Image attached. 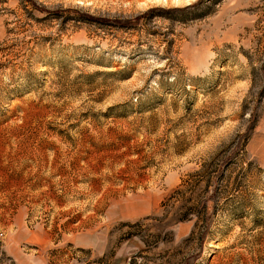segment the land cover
<instances>
[{"label":"rangeland","instance_id":"obj_1","mask_svg":"<svg viewBox=\"0 0 264 264\" xmlns=\"http://www.w3.org/2000/svg\"><path fill=\"white\" fill-rule=\"evenodd\" d=\"M142 200L116 264H264V0H0V264Z\"/></svg>","mask_w":264,"mask_h":264},{"label":"crops","instance_id":"obj_2","mask_svg":"<svg viewBox=\"0 0 264 264\" xmlns=\"http://www.w3.org/2000/svg\"><path fill=\"white\" fill-rule=\"evenodd\" d=\"M139 201L138 203H126L122 206H115L108 209L102 224L103 230L80 232L73 241L76 250L77 260L75 264H116L123 255H112L114 239L118 238L111 232L109 227L127 221L146 219L155 212V205ZM153 204V203H152ZM19 255V256H18ZM16 257L17 264H41L40 259H34L24 252ZM177 264H182L178 262Z\"/></svg>","mask_w":264,"mask_h":264},{"label":"trees","instance_id":"obj_3","mask_svg":"<svg viewBox=\"0 0 264 264\" xmlns=\"http://www.w3.org/2000/svg\"><path fill=\"white\" fill-rule=\"evenodd\" d=\"M139 18H140V16H137L134 20H131V21H129V20L127 22L118 21V24H120L122 26L132 25V23L137 22L139 20ZM96 20H98V19H96Z\"/></svg>","mask_w":264,"mask_h":264},{"label":"built area","instance_id":"obj_4","mask_svg":"<svg viewBox=\"0 0 264 264\" xmlns=\"http://www.w3.org/2000/svg\"><path fill=\"white\" fill-rule=\"evenodd\" d=\"M1 235V234H0ZM130 260V259H129Z\"/></svg>","mask_w":264,"mask_h":264}]
</instances>
